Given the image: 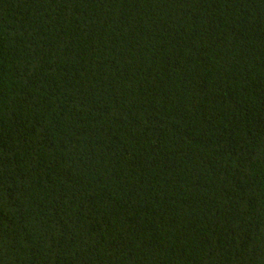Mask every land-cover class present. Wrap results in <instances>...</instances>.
Here are the masks:
<instances>
[{
    "label": "trees",
    "instance_id": "1",
    "mask_svg": "<svg viewBox=\"0 0 264 264\" xmlns=\"http://www.w3.org/2000/svg\"><path fill=\"white\" fill-rule=\"evenodd\" d=\"M0 264H264V0H0Z\"/></svg>",
    "mask_w": 264,
    "mask_h": 264
}]
</instances>
